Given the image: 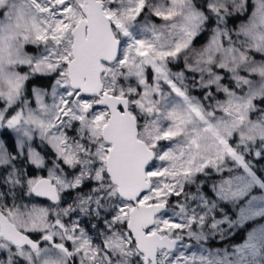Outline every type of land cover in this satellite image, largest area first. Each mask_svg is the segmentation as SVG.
<instances>
[{
  "label": "snow or ice",
  "instance_id": "snow-or-ice-1",
  "mask_svg": "<svg viewBox=\"0 0 264 264\" xmlns=\"http://www.w3.org/2000/svg\"><path fill=\"white\" fill-rule=\"evenodd\" d=\"M0 264H264V0H0Z\"/></svg>",
  "mask_w": 264,
  "mask_h": 264
}]
</instances>
